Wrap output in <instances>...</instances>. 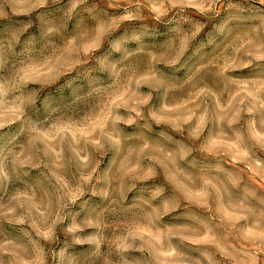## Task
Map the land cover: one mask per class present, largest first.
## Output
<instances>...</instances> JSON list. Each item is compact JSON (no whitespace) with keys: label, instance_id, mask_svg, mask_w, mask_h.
<instances>
[{"label":"clouds","instance_id":"obj_1","mask_svg":"<svg viewBox=\"0 0 264 264\" xmlns=\"http://www.w3.org/2000/svg\"><path fill=\"white\" fill-rule=\"evenodd\" d=\"M0 264H264V0H0Z\"/></svg>","mask_w":264,"mask_h":264}]
</instances>
